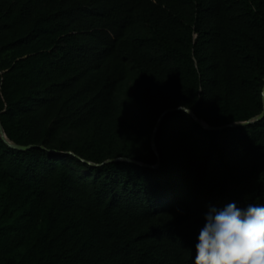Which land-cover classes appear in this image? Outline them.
<instances>
[{"label": "trees", "instance_id": "1", "mask_svg": "<svg viewBox=\"0 0 264 264\" xmlns=\"http://www.w3.org/2000/svg\"><path fill=\"white\" fill-rule=\"evenodd\" d=\"M263 111L264 0H0V264H194Z\"/></svg>", "mask_w": 264, "mask_h": 264}, {"label": "clouds", "instance_id": "2", "mask_svg": "<svg viewBox=\"0 0 264 264\" xmlns=\"http://www.w3.org/2000/svg\"><path fill=\"white\" fill-rule=\"evenodd\" d=\"M186 105L179 110L190 114ZM196 239L194 264H264V205L212 207Z\"/></svg>", "mask_w": 264, "mask_h": 264}, {"label": "water", "instance_id": "3", "mask_svg": "<svg viewBox=\"0 0 264 264\" xmlns=\"http://www.w3.org/2000/svg\"><path fill=\"white\" fill-rule=\"evenodd\" d=\"M169 112L168 111H165L163 113V115L161 116V119ZM197 120H199L197 118V116L195 115V113L193 111L190 112ZM264 117V111L255 119V120H250V121H246V122H239V123H233V124H228V125H225V126H222V127H210L211 129H223V128H228V127H234V126H240V125H247V124H251L252 122L256 121V120H260ZM161 119L159 120L158 122V125L155 129V133L153 135V146L155 147V136H156V132L157 130L159 129V126H160V122H161ZM207 127V125H206ZM0 133L3 137V139L9 144V146L13 147V148H16V149H19V150H30L32 148V146H22V145H18L16 143H13L11 141H9L5 135V132H4V129H3V125H2V122L0 120ZM72 152H65V154H71ZM160 161V159H159Z\"/></svg>", "mask_w": 264, "mask_h": 264}]
</instances>
